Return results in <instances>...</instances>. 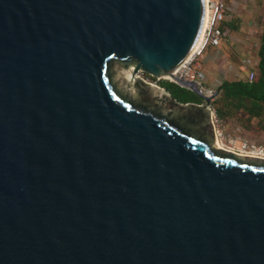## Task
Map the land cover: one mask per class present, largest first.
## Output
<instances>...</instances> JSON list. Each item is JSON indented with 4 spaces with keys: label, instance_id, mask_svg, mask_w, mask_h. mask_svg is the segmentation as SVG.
<instances>
[{
    "label": "water",
    "instance_id": "obj_1",
    "mask_svg": "<svg viewBox=\"0 0 264 264\" xmlns=\"http://www.w3.org/2000/svg\"><path fill=\"white\" fill-rule=\"evenodd\" d=\"M204 13L0 0V264H264V158L218 146L173 76Z\"/></svg>",
    "mask_w": 264,
    "mask_h": 264
},
{
    "label": "rangeland",
    "instance_id": "obj_2",
    "mask_svg": "<svg viewBox=\"0 0 264 264\" xmlns=\"http://www.w3.org/2000/svg\"><path fill=\"white\" fill-rule=\"evenodd\" d=\"M224 1L228 5L225 22L233 23L237 26V29L226 28L220 44L215 47L208 46L197 59L201 66L200 73L203 82L212 88H216L215 84L220 83V79L224 77L236 78L240 76L243 78L249 72V69L254 66L257 30L260 25L259 23L257 24V19L258 16L264 17V0ZM257 6L258 8L256 9ZM223 59L224 62H222ZM219 65L222 66L221 69L217 68ZM231 68L236 72L233 73ZM228 73L231 74L227 76ZM180 87L177 84L169 85L173 95L177 97L185 95V89L183 90ZM185 93L190 98L199 100L197 98L199 96L193 91L187 90ZM224 127L227 128L226 123ZM247 139L264 145V135L257 138H249L247 136ZM236 148L239 150L238 145Z\"/></svg>",
    "mask_w": 264,
    "mask_h": 264
},
{
    "label": "built area",
    "instance_id": "obj_3",
    "mask_svg": "<svg viewBox=\"0 0 264 264\" xmlns=\"http://www.w3.org/2000/svg\"><path fill=\"white\" fill-rule=\"evenodd\" d=\"M205 11L206 20L204 28L200 33V47L195 50L176 71L173 72V76L186 82H194L198 85V92L207 94L211 97V119L214 126L216 141H219L220 147L241 155L264 158V145L227 134L224 130L222 121L217 117L215 109L212 107V102L217 96V90L203 82L200 73L201 67L197 62V59L203 54L208 46L215 47L220 44L223 36L221 24L225 20L227 5L224 0H205ZM136 75L145 82L158 86H161L160 83L162 81H169L166 77L157 78L142 71H137ZM254 76L255 72L249 70L246 79L251 81ZM237 145L239 150L236 148Z\"/></svg>",
    "mask_w": 264,
    "mask_h": 264
},
{
    "label": "trees",
    "instance_id": "obj_4",
    "mask_svg": "<svg viewBox=\"0 0 264 264\" xmlns=\"http://www.w3.org/2000/svg\"><path fill=\"white\" fill-rule=\"evenodd\" d=\"M262 20V31L257 42V62L249 69L255 72L254 78L249 81L247 79L224 80L217 87V96L212 102V107L215 109L217 117L222 123L231 120L236 121L241 127L250 129L251 120H257V128L264 130V17ZM237 29L233 23H226L225 20L221 24L222 33L225 29ZM168 83V84H167ZM175 83L162 81L163 86L173 97L179 102H196L200 103L201 99L194 100L186 95L188 89H185L182 96L173 95L169 85ZM166 86V87H165Z\"/></svg>",
    "mask_w": 264,
    "mask_h": 264
},
{
    "label": "crops",
    "instance_id": "obj_5",
    "mask_svg": "<svg viewBox=\"0 0 264 264\" xmlns=\"http://www.w3.org/2000/svg\"><path fill=\"white\" fill-rule=\"evenodd\" d=\"M227 8H228V5H227ZM258 8V6L256 7V9ZM260 15V14H259ZM260 18H262V16H258V19H257V24L259 23L260 25H259V29L257 30V42H258V38H259V36H260V33H261V31H262V20L260 21ZM249 33H251V32H249ZM256 49H257V43H256V48H255V63L257 62V55H256ZM222 62H224V59H223V61ZM199 63V62H198ZM201 67V66H200ZM221 67L222 66H217V68L219 69H221ZM231 70H233V73H235L234 72V69L233 68H231ZM231 73H228L227 74V76L228 75H230ZM246 75L247 74H245L244 75V77L242 78V77H236V78H228V77H224V78H221L220 80V83H218V84H215V86H216V90H217V87L224 81V80H237V79H246ZM224 125H225V123H224ZM257 120L256 119H252L251 120V126H250V129H246V128H244V127H241V125H239L236 121H234V120H231V121H229V122H226V126H227V128H225L224 127V130H225V132L227 133V134H229L230 136H236V137H238V138H240V139H247V136L249 137V138H257V137H259V136H261V135H264V130H260L259 128H257ZM231 130V132H230V130Z\"/></svg>",
    "mask_w": 264,
    "mask_h": 264
},
{
    "label": "bare ground",
    "instance_id": "obj_6",
    "mask_svg": "<svg viewBox=\"0 0 264 264\" xmlns=\"http://www.w3.org/2000/svg\"><path fill=\"white\" fill-rule=\"evenodd\" d=\"M205 20H206V11H205V13H204V21H203V25H202V30H203V28H204ZM202 30H201V32H202ZM200 36H201V34L199 35V38H198V40H197V43H196V45H195V47H194V51L197 50V49L200 47V43H201V42H200V41H201ZM194 51H193V52H194ZM216 143H217L218 146H220L219 141H217Z\"/></svg>",
    "mask_w": 264,
    "mask_h": 264
}]
</instances>
